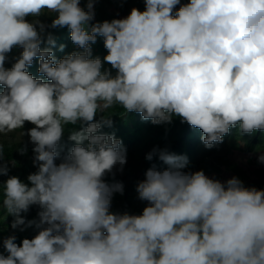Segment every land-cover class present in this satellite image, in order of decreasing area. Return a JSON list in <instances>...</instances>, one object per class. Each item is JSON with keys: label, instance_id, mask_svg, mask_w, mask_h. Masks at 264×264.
I'll use <instances>...</instances> for the list:
<instances>
[{"label": "clouds", "instance_id": "9594fccd", "mask_svg": "<svg viewBox=\"0 0 264 264\" xmlns=\"http://www.w3.org/2000/svg\"><path fill=\"white\" fill-rule=\"evenodd\" d=\"M94 3L0 0V134L33 124L37 164L29 183L11 176L2 185L11 228L37 234L20 244L5 238L0 264H264V190L184 171L186 156L160 150L169 167L149 168L137 184L142 214L113 213L124 185L104 177L117 165L122 171L127 155L120 139L100 132L116 105L154 125L178 117L202 131L208 148L234 127L264 131V0H144L143 11L93 24ZM45 13L54 15L47 27H67L82 51L57 60L51 47L41 49L46 25L36 18ZM98 36L115 75L92 57ZM46 42L55 45L51 34ZM16 46L23 51L6 69ZM36 58L46 79L27 71ZM69 124L81 127L57 164ZM7 172L0 145V175ZM33 205L37 219L26 221L21 213Z\"/></svg>", "mask_w": 264, "mask_h": 264}, {"label": "rangeland", "instance_id": "374dc122", "mask_svg": "<svg viewBox=\"0 0 264 264\" xmlns=\"http://www.w3.org/2000/svg\"><path fill=\"white\" fill-rule=\"evenodd\" d=\"M185 1L187 0H181V4L185 3ZM86 3L87 0H81V7H85ZM134 7L143 11L145 9L144 0H95V18L92 22L98 21L102 23L106 20L111 21L113 19L124 18ZM178 7H180V5L176 6V8ZM27 19L31 21L33 18L29 17ZM36 19L46 25L43 34L52 29V27L47 26L51 25L52 20L54 19L53 14L45 13ZM71 45L72 50L69 54L72 52H80L82 50L73 44V42ZM91 47L92 57H99L102 60V71L111 69L110 64L103 62L104 56L101 54L102 49H100V46H97L95 43ZM12 51H14V55L11 57L10 53ZM22 51L23 49L21 47H14L8 53L5 64L8 65L9 63H12V60H17ZM105 113L111 115L108 110H106ZM97 117H100V114H98ZM166 124L167 123L154 125L151 131L143 133L137 141L129 144L126 149V164L123 166L122 171L120 170V166L117 165L112 173L105 175L106 179L104 180L106 183L111 184L114 182H121L124 185L123 194L115 193L113 195L110 209L113 213L130 214L132 211L136 210H140L142 213L147 202L138 199L136 187L140 181L145 179L146 171L157 165V159L159 158L158 152L164 150V146L169 143L163 141V136L160 134V131H163L166 127ZM33 127L34 125L30 123L22 129L14 130L6 134H0V145L3 140H24L31 143L27 132ZM75 128H77V125L70 127V129L68 128V125H66L62 138L69 137L70 132L75 130ZM21 133L24 134L21 135ZM257 135L258 140H252L255 138L254 136L248 139L245 134H242L238 129L234 131L226 141L212 146L211 148L213 151L210 152V154L201 156L197 159V162H193L196 163L195 165L184 169V171L195 172L203 170L206 176L219 180L222 183L232 177H237L247 188L255 187L258 190H264V163H261L258 159L259 155L264 153V135L261 133H258ZM249 141H254V146L252 148H248L247 146ZM153 149L157 150V155H154L152 160L146 159L147 155L152 152ZM58 152L59 156L56 159L57 164L62 162L63 158L66 156L61 150ZM163 167H165V164ZM167 167H169V165ZM156 170L163 171L165 169H159V167H156ZM2 185L3 184L0 183V190L2 189ZM126 201L129 202V206H127L128 211L123 210ZM0 204H2V201H0ZM6 213V210L0 207V218ZM4 231L10 236L15 232H18V229H12L10 224L4 229Z\"/></svg>", "mask_w": 264, "mask_h": 264}, {"label": "trees", "instance_id": "16d2710c", "mask_svg": "<svg viewBox=\"0 0 264 264\" xmlns=\"http://www.w3.org/2000/svg\"><path fill=\"white\" fill-rule=\"evenodd\" d=\"M190 2V0L185 1V3ZM183 3V4H185ZM175 10H179V7ZM91 23H101L98 21H94ZM51 34L55 39V45L49 46L47 44V36ZM72 41L70 39V30L67 27H57L52 28L47 33L43 34V42L41 43V49L51 47L53 54L57 60L67 56L72 50ZM97 46H100L102 49V55H107V50L104 47V40L102 37H97L96 41ZM64 45L63 50L60 49V46ZM82 51V50H81ZM11 57L14 55V51L11 53ZM12 63L8 65H4L6 69H10L16 60H12ZM39 69V59L36 58L33 61V64L27 69V71L37 79H46L38 72ZM113 75H115V69H109ZM2 89V86H0ZM104 115L110 116L109 118L112 121L111 126H103L100 129L101 133L114 134L115 138L120 139L122 141V147L127 149V146L131 143L137 141L143 133L149 132L154 127V124L151 120L142 119L139 113L135 112H125V110L116 105L110 109ZM99 120L100 117L95 118ZM30 122H25L23 127L29 125ZM75 125H68V128ZM166 127L163 131H160V134L163 136V141L169 142L164 146V150H167L170 154L175 155H183L187 157V165L185 167H191L195 165L197 159L203 155H208L213 151L212 148H208L202 142V131L196 128L189 126L187 123H182L180 118L174 117L171 123H167ZM80 124H77V128L75 130L80 129ZM238 127L231 128L229 133L223 137V142L236 130ZM261 133L264 135V131H255L252 134H245V136L249 139L254 136L252 140H258L257 134ZM254 141H249L247 146L248 148H252L254 145ZM74 141L69 140V137L62 138L60 145L58 146V151L64 152L67 155L68 151L74 146ZM87 142H85L86 144ZM219 143H215L213 146L218 145ZM1 145H3V163L7 164L8 172L7 175H0V183L4 184V182L11 176H17L19 179L25 183H29L27 177L35 173L37 171V164L35 161V153L33 152L34 145L32 143H28L27 141H8L3 140ZM26 149L24 154H21L19 149ZM157 165L154 167H159V169H167L168 165L161 161L159 158L157 159ZM56 162V161H55ZM165 164V167H163ZM106 179V176L104 177ZM0 201H2V189L0 190ZM127 206H129V202L126 201L125 206L123 208L124 211H128ZM39 211L38 206L33 205L30 206L27 212H22L21 216L26 220H34L37 219V213ZM131 215H139L142 214L140 210L132 211ZM13 219L15 217L4 214L2 218H0V252H4L3 249V240L7 238L9 235L4 231L6 227L12 224ZM37 234V230L35 227H28L24 231L15 232L13 235L17 237L16 243L20 244L24 238L31 239ZM7 255V253H4Z\"/></svg>", "mask_w": 264, "mask_h": 264}]
</instances>
